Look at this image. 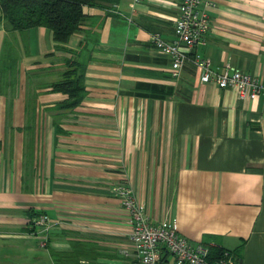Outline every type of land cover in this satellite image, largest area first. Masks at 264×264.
Instances as JSON below:
<instances>
[{
  "label": "crops",
  "instance_id": "1",
  "mask_svg": "<svg viewBox=\"0 0 264 264\" xmlns=\"http://www.w3.org/2000/svg\"><path fill=\"white\" fill-rule=\"evenodd\" d=\"M179 1L95 0L65 43L45 26L14 30L0 8V264H131L117 184L149 221L264 264V94L204 82L190 59L171 76L151 34L175 38ZM208 1L189 53L264 85V0ZM76 64L85 95L64 106L53 84Z\"/></svg>",
  "mask_w": 264,
  "mask_h": 264
},
{
  "label": "built area",
  "instance_id": "2",
  "mask_svg": "<svg viewBox=\"0 0 264 264\" xmlns=\"http://www.w3.org/2000/svg\"><path fill=\"white\" fill-rule=\"evenodd\" d=\"M133 4L141 0H130ZM213 5L208 0H180L174 22L175 38L165 40L157 32L151 34L155 48L172 59L171 76L177 78L186 59L200 68L201 80L214 81L220 88H233L240 98L253 99L264 94V85L254 75L226 65L222 72L211 68L208 58L197 52L189 53L195 46L204 43L209 29L207 8ZM112 190L120 197L121 204L128 211L127 240L131 244V264H157L164 252L173 255L175 264H241L233 252L224 250L221 256L209 260V248L201 242H193L181 234L174 219L151 222L142 213L133 189L117 184ZM45 232L50 226L48 216L41 214L33 219ZM42 245L43 242H42Z\"/></svg>",
  "mask_w": 264,
  "mask_h": 264
},
{
  "label": "trees",
  "instance_id": "3",
  "mask_svg": "<svg viewBox=\"0 0 264 264\" xmlns=\"http://www.w3.org/2000/svg\"><path fill=\"white\" fill-rule=\"evenodd\" d=\"M94 3L95 0H0V8L14 30L45 26L52 31L55 42L65 43L73 33L80 30L85 18L83 7ZM80 72L78 64L70 65L62 73L61 79L53 84V89L67 95L64 106L79 104L85 95ZM201 243L208 246L210 261L221 256L224 251L217 245H211L208 236H204ZM52 256L57 258L59 254L52 252Z\"/></svg>",
  "mask_w": 264,
  "mask_h": 264
}]
</instances>
